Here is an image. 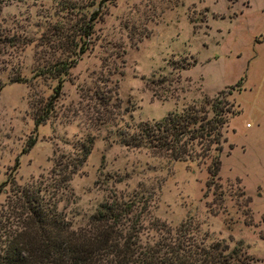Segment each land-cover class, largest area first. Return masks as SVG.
Segmentation results:
<instances>
[{
  "label": "rangeland",
  "instance_id": "1",
  "mask_svg": "<svg viewBox=\"0 0 264 264\" xmlns=\"http://www.w3.org/2000/svg\"><path fill=\"white\" fill-rule=\"evenodd\" d=\"M86 20L83 51L34 125L33 103L54 84L37 70ZM94 89L109 98L102 123ZM215 101L226 118L218 139L189 142V157L122 142L168 112L209 117ZM86 136L89 152L57 202L72 227L113 192L146 203L144 227L150 216L194 227L264 264V0H0V204L10 185L46 176Z\"/></svg>",
  "mask_w": 264,
  "mask_h": 264
},
{
  "label": "trees",
  "instance_id": "2",
  "mask_svg": "<svg viewBox=\"0 0 264 264\" xmlns=\"http://www.w3.org/2000/svg\"><path fill=\"white\" fill-rule=\"evenodd\" d=\"M91 27L92 23L86 20L76 30L78 40L70 38L61 43L59 47L65 52L38 68L37 72L54 84L44 101L33 103L34 125L48 118L63 77L75 62L72 54L83 51L79 42L85 44ZM92 94L105 111L98 114L102 123L112 113L109 98L96 89ZM216 101L210 104L209 117L192 107L178 114L168 112L157 121L139 123L135 132L124 134L121 141L125 145L164 150L172 159L189 157V142L208 140L211 133L214 141L218 139V126L226 118L221 116L222 106ZM32 143L33 139L26 145ZM90 143L91 136H86L74 146L72 156L56 155L46 176L13 183L5 190V200L0 204V264H247L251 260L239 243L228 247L219 240L205 242L194 227L180 224L171 228L155 216L148 217L144 227L141 214L147 211L146 203L113 192L97 203L83 224L72 227L57 202L71 175L86 158ZM218 165L219 159L213 156L207 167L210 180L206 185L212 182ZM144 228L152 232L149 234Z\"/></svg>",
  "mask_w": 264,
  "mask_h": 264
}]
</instances>
